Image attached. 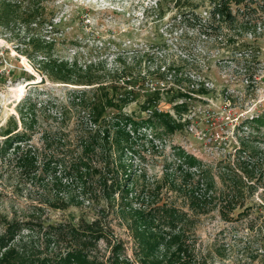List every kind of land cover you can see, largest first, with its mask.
I'll use <instances>...</instances> for the list:
<instances>
[{
	"label": "rangeland",
	"instance_id": "obj_1",
	"mask_svg": "<svg viewBox=\"0 0 264 264\" xmlns=\"http://www.w3.org/2000/svg\"><path fill=\"white\" fill-rule=\"evenodd\" d=\"M35 1L42 2L45 15L50 16L54 9L55 21H62L53 30L47 24L34 25L36 33L55 39L54 57L92 65L110 98L115 84L122 95L125 86L135 92L128 102H109L99 121H91L86 110L69 106L74 90L89 91L98 84L57 82L40 69L41 73L30 70L23 58L26 62L30 59L17 50L28 32L17 30L11 35L0 29V237L9 240L8 247L21 246L18 262L47 260L52 264L65 257L74 245L63 236L65 230L68 225L82 228L79 223L84 218L85 223L98 222L106 231V236L91 247L93 255L110 264H142L144 254L133 221L126 219L125 212L149 213L155 205L169 202L188 216L195 215L187 195L170 184L180 168L177 155L184 151L214 169L219 162L226 166L240 157L256 170L252 183L258 185L251 193L246 191L228 218L214 207L198 214L194 226L185 227L197 262L264 264L258 242V226L264 218V17L253 21L252 33L234 32L224 24L220 40L215 35L221 30L206 29L210 33L207 37L202 28L191 26L201 22L191 14L180 17L172 0H160L161 6L159 0ZM191 1L199 6L200 19L208 18L207 11L215 0ZM226 33L238 39L237 44H229ZM238 44L250 53L237 52ZM253 49H259L257 55ZM42 77L44 83L26 86ZM131 80L136 84L129 83ZM200 81L214 90L212 94L193 93L198 98L188 100V111H178L177 104L185 98L177 97V90ZM156 88L158 94L151 96ZM26 100L37 103L38 109L40 105L47 107L38 112L33 127L19 120V108ZM50 100L60 108L68 107V115L49 111ZM154 110L169 112L178 121H191L175 132H166L146 125ZM121 120L126 135L117 147L113 139L117 136L116 122ZM15 127L25 141L10 145L4 134ZM94 129H108L110 143L105 148L107 157L97 146L93 155L97 172L90 178L95 193L86 196L80 188L69 185L73 176L67 167L80 152L77 139ZM53 137L58 143L47 145ZM66 140L70 145H65ZM28 149L36 154V162L25 167L19 157ZM101 177L108 181L106 193ZM250 224L255 229L251 230Z\"/></svg>",
	"mask_w": 264,
	"mask_h": 264
},
{
	"label": "trees",
	"instance_id": "obj_2",
	"mask_svg": "<svg viewBox=\"0 0 264 264\" xmlns=\"http://www.w3.org/2000/svg\"><path fill=\"white\" fill-rule=\"evenodd\" d=\"M172 1L180 17L191 14L195 21L199 20L201 22L199 25L193 24L191 26L193 28L198 26L202 28L204 30L203 34L207 37L210 33L205 31L206 29L221 30L215 35L220 40H223L221 37L224 35L222 32L224 24H228L229 29L234 30V32L252 33L255 32V28L252 26L253 21L258 22L259 17H264V0H215L212 2L210 10L207 11L208 18L202 17L203 19L199 17L201 15V12L198 11L199 6L191 0ZM41 4V1L35 0H0V29L9 32L11 35H15L17 30L19 32L22 30L27 31L28 33L22 39L17 50L28 57L51 80L75 85L92 86L98 84L91 87L89 91L86 89L74 90L71 106H69L71 109L80 107V110H86L89 114V119L98 122L103 116L106 104H109V102L114 103V101L128 102L135 90H128L127 86H125L122 95L120 86L115 84L112 86L114 95L110 98L105 93V85L102 84L99 75H97V69L92 65L79 63L78 60L69 62L60 57H54L52 48L55 39H46L42 34L36 33L35 30L38 29L35 26L47 24L50 26V30H53L58 29L62 21H55L54 9H51L50 16L45 15ZM159 5L161 6L160 0ZM258 13L261 14L257 16ZM245 18L247 19L245 20ZM225 35L227 41L229 39L231 41L229 44H237L238 39L230 38L228 36L229 33ZM239 45L236 47L237 52L250 53L248 48L240 49ZM247 45L251 46V44ZM258 51L259 49L252 50L254 55H257ZM161 74L164 75L163 72ZM183 82L185 81L183 80ZM129 83L136 84L132 80ZM191 84L193 85L192 87L188 86L187 89L177 90V97L185 98V100L177 104L176 108L178 111H188L190 105L188 100L198 98L193 96V93L198 96H209L214 91L209 89L204 81L199 83L191 82ZM153 91L154 93H150L151 96L152 94H158L157 88ZM89 92L92 94L91 97H87ZM120 95L121 99L119 100ZM27 101L29 100H26L19 108V120L25 126L33 127L38 118V112H42L47 107L40 105L38 109L37 103ZM149 102L151 104L153 100L149 99ZM48 104L49 111L50 109L55 110L62 117L68 115V107L63 106L60 108V105L55 100H50ZM124 120L137 125L131 118L125 117ZM121 121L116 122L117 136L113 139L116 141L117 147L124 138L122 136L126 135V129L122 127L124 122L123 120ZM190 121L191 119L189 118H185L184 121H178L169 112L154 110L153 114L147 119L146 125L156 128L161 127L166 132H175L182 128L185 122L188 123ZM17 129L18 127H15L5 131L4 135L7 136L5 138L6 143L12 145L13 142L25 141V136H22L19 131L15 132ZM127 136H130L128 132ZM60 138L62 141L64 140V137ZM48 140L49 143L47 145L49 146H54L58 143L54 137L52 140ZM69 142L70 140H66L65 145H70ZM109 143L110 132L108 129H94L82 134L77 139L76 144L80 152L79 154L76 153V156L69 161L70 167H67L70 175L73 176L72 180L68 181L70 186L80 188L81 193L86 196H92L95 193L90 180L93 173L97 172L93 165V155L98 152L97 146H100L103 149L102 155L107 157ZM106 147L108 148L105 150ZM20 148L21 144H18L17 149ZM33 152L28 149L19 157L20 163L25 167L32 166L36 162V154ZM177 156L181 162L179 164L180 168L174 174L170 184L173 187H178V189L176 188L177 190L187 195L188 204L193 208L195 215L190 217L187 212L179 210L169 202L155 205L149 213H145L141 209H139L141 211L131 209V211L125 212L126 219L133 221L132 228L138 238L142 254H144V258H141L144 264H200L188 245L187 229L185 227L194 226L198 221V214L208 212L214 207L219 209L223 218H228L230 211L237 208L246 191L251 193L254 190L253 188L258 187V185L256 186L252 183L256 177V170L250 165H246V162L240 157L226 166L219 162L216 166L217 169H214L213 166L204 165L202 160L195 154L182 151ZM176 178L180 179L179 183H177ZM217 178L221 185H219ZM100 182L104 186V193L109 191L106 177H103ZM125 191L127 194L129 193L128 188ZM79 224H81L82 228H79L78 225L67 226L63 236L73 242L74 245L68 249L65 257L61 256L53 260L52 264H110L100 260L91 251V247L95 246V242L106 236L105 229L99 228L98 222L85 223L84 218ZM248 227L251 230L255 229L253 224ZM258 228L259 250H261V255L264 256V218ZM8 246L9 240L7 241L4 236L0 237V264H19L20 262H18L16 256L20 254L21 246L17 247L19 245H15L14 248ZM118 248V246L115 247L117 253ZM4 249L5 251L2 252ZM46 261L44 260L38 264L50 263ZM20 264L25 263L21 262ZM115 264H118V262H115Z\"/></svg>",
	"mask_w": 264,
	"mask_h": 264
},
{
	"label": "water",
	"instance_id": "obj_3",
	"mask_svg": "<svg viewBox=\"0 0 264 264\" xmlns=\"http://www.w3.org/2000/svg\"><path fill=\"white\" fill-rule=\"evenodd\" d=\"M27 62L31 65V67L34 69V71L41 73L40 70L31 62V60H27ZM44 81H45V79H44V77H42V79H40V80L29 82L26 86L28 87V86H32V85H37L39 83H44Z\"/></svg>",
	"mask_w": 264,
	"mask_h": 264
},
{
	"label": "bare ground",
	"instance_id": "obj_4",
	"mask_svg": "<svg viewBox=\"0 0 264 264\" xmlns=\"http://www.w3.org/2000/svg\"><path fill=\"white\" fill-rule=\"evenodd\" d=\"M23 60H24V63L27 65V67H28L30 70H32V71H33L34 69H32V68H31V66H30V65H29V64L26 62V59H25V58H23Z\"/></svg>",
	"mask_w": 264,
	"mask_h": 264
}]
</instances>
